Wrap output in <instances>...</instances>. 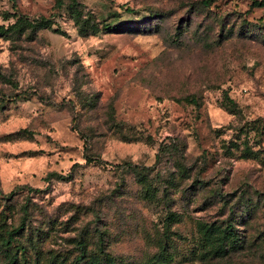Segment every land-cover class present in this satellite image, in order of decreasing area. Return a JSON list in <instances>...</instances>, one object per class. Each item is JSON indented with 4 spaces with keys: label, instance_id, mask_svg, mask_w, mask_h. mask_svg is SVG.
Masks as SVG:
<instances>
[{
    "label": "rangeland",
    "instance_id": "1",
    "mask_svg": "<svg viewBox=\"0 0 264 264\" xmlns=\"http://www.w3.org/2000/svg\"><path fill=\"white\" fill-rule=\"evenodd\" d=\"M255 1L0 0V264H264Z\"/></svg>",
    "mask_w": 264,
    "mask_h": 264
},
{
    "label": "trees",
    "instance_id": "2",
    "mask_svg": "<svg viewBox=\"0 0 264 264\" xmlns=\"http://www.w3.org/2000/svg\"><path fill=\"white\" fill-rule=\"evenodd\" d=\"M61 1H57V6H61ZM72 5H77V0H71ZM253 7L256 8H264V0L262 1H255L253 3ZM15 20L13 23L4 26L0 25V36L5 39H16L23 36L25 33L35 34L41 30H51L53 29V23L50 20L45 18H38V19H30L25 16H14ZM72 19L74 21L75 26L77 27V31L79 36L81 37H89L94 36L99 32V28L97 25L90 24L88 25L86 20L82 18V14L79 10L73 9L72 10ZM110 25H104L103 30H109ZM56 33H59V30H54ZM186 103H195L194 98H184L182 100ZM23 229V224L19 227L12 229L8 233H6L5 237L1 241V246L8 253L7 262L5 264H18V257L17 255H11V248L16 247L15 250H22L19 248V245L14 246V237ZM219 235L222 239H231L233 240V234L229 229L221 230V228H217ZM82 258L81 256L79 257ZM79 259V260H80Z\"/></svg>",
    "mask_w": 264,
    "mask_h": 264
}]
</instances>
